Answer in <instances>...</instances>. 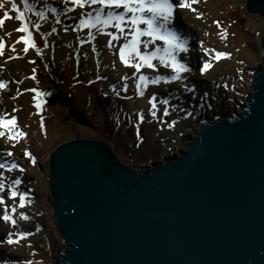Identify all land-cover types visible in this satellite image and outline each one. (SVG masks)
Returning a JSON list of instances; mask_svg holds the SVG:
<instances>
[{
  "label": "water",
  "instance_id": "95a60500",
  "mask_svg": "<svg viewBox=\"0 0 264 264\" xmlns=\"http://www.w3.org/2000/svg\"><path fill=\"white\" fill-rule=\"evenodd\" d=\"M264 19V0H246ZM264 65V34L260 40ZM237 115L199 122L176 158L136 172L99 140L50 154L51 264H264V68ZM48 106L67 107L58 88Z\"/></svg>",
  "mask_w": 264,
  "mask_h": 264
},
{
  "label": "bare ground",
  "instance_id": "6f19581e",
  "mask_svg": "<svg viewBox=\"0 0 264 264\" xmlns=\"http://www.w3.org/2000/svg\"><path fill=\"white\" fill-rule=\"evenodd\" d=\"M16 2L18 8L23 11V5L18 0ZM29 3H35L38 11L45 12L46 18L41 20L32 13L26 12L24 26L28 28V32H17L16 28L22 25L14 19L16 13L9 11V16L12 18L5 19L4 25L0 26V41L5 44L3 54L0 55V83L5 85V88L0 89V117L5 120L14 118L16 126L12 128L9 125V128H12L14 133L25 134L12 141H8L6 136L0 138V163L17 165L12 171L0 169V177L4 178L3 175L7 173L2 181L4 191H0V197L5 201L4 204H0V264H31V250L37 249L41 242L49 244L52 237L57 240L58 251L66 246H63V241L57 235V228L52 222L53 211L48 207L50 202L47 185L48 166L39 163L38 154H35V151L46 146V138L38 119L42 97L36 89V79L32 77L39 57L37 43L40 48L44 45L43 41L37 38V33L41 32L45 35L47 45L55 46L48 49L52 52L58 50V56L64 55L68 58L73 55V59H77L83 54L87 55L95 66L102 67L104 76L112 85L127 84V89L135 90L138 83V74H135V70L124 67L119 60L117 49L123 41H113L110 48L106 43L110 37L97 35L95 40H91L87 29L77 28L80 17L91 9L81 10L66 0H29ZM6 8L10 6L6 5ZM49 8H56L57 12L51 13ZM68 8H72L73 11L68 12ZM216 14V7L212 4L207 6L203 0H196V3L191 4V8L177 6L172 27L181 39L187 42L189 51L181 54L179 58L190 67V72L182 74L183 83L165 84L162 81L159 85L149 84L148 88L153 90L149 97L143 96L140 100H131L128 103V112L131 110L138 115L142 114L143 117H153L148 100L157 94L155 95L157 117L161 119L164 116L163 110L167 107L169 114L179 116L178 121L174 120L173 125L182 123L188 125L184 133L169 138L168 146L174 150L182 149V144L192 136V132H195L197 121L203 120L208 115L228 114L227 109L235 107L240 83L234 80L232 69H236L238 77H241L242 63L232 56L234 46L229 44V35L221 27L223 22L218 20ZM57 16H60L59 23L54 22ZM0 18H3V11H0ZM36 24L40 25L39 29L35 27ZM29 33L30 44L34 46L28 47V51L25 52L26 45L23 40L28 38ZM218 52L225 53V57L216 60L214 57ZM206 62L211 64V68L201 75L199 70ZM141 72L149 77L156 74H171L170 70L162 68L158 73L148 69H142ZM124 76L129 78L123 80ZM134 76L137 78H133ZM186 87L194 91H187ZM164 99L169 101L167 106L159 103ZM86 101L90 104L96 102L94 97ZM222 104L225 109L222 108ZM23 111L27 112L25 128L14 116L16 113L19 117L23 116ZM186 117L189 119L187 120ZM169 128L162 127L159 132H166ZM0 130L5 131L7 135V129ZM29 130L32 139L29 137ZM173 130H177V127L174 126ZM170 131L172 130L169 129L167 132ZM162 136L166 135L162 134ZM7 152H12L13 155L7 156ZM26 152L29 156L25 155ZM21 168L23 171H20ZM15 179H19L21 183L15 185L13 183ZM9 190L17 192L16 199L10 198ZM21 194L25 196L23 208L20 207L19 202ZM5 209L10 217L8 222L2 219ZM22 216L27 219H22ZM31 233L33 235H30ZM8 239H12L13 243L8 244ZM34 251L39 253L38 250Z\"/></svg>",
  "mask_w": 264,
  "mask_h": 264
},
{
  "label": "rangeland",
  "instance_id": "374dc122",
  "mask_svg": "<svg viewBox=\"0 0 264 264\" xmlns=\"http://www.w3.org/2000/svg\"><path fill=\"white\" fill-rule=\"evenodd\" d=\"M203 1L207 6L212 4L216 7L218 20L223 22L221 27L226 30L230 39L229 44L235 49L232 51V56L242 63L243 74L238 77L236 69H232L234 80L240 83L235 107L227 109L228 114L208 115L203 120H196V124L206 120L213 121L219 115L230 117L239 114L240 108L248 102L247 97L252 92L250 83L252 72L264 68L261 61L262 48L260 45L264 34L263 17L259 14L247 13L246 0ZM59 19L60 16H57L54 22L58 23ZM37 35L44 45L40 48L36 42L39 57L36 61V71L32 73V77H35L36 89L42 97V107L40 106L38 119L41 122L42 133L46 138V146L35 151V154H38L39 163L49 166L51 151L62 142L75 138L104 142L122 163L131 166L136 172L149 170L154 163L176 158L181 153V150H174L168 146L169 138L184 133V129L188 126L184 123L173 125L175 121H178V115L169 114L161 119L157 115L143 117V122H141L139 119L141 114L138 115L131 110L128 112V103L131 100L137 101L143 96L147 98L153 90L148 87L142 88L143 96L138 95L137 89L124 91L121 85L109 83L104 76L102 67L95 66L87 55L83 54L77 59H73V55L68 58L64 55L58 56V50L57 52L49 50L55 46L47 45L45 35L41 32H38ZM52 88H58L68 96L67 107L60 104L48 106L43 94ZM155 95L157 96V94ZM93 97L96 102L90 104L86 101ZM200 103L202 104V102ZM222 108H224V104H222ZM23 114L19 117L16 113L14 116L25 128L27 112L23 111ZM186 119L189 118L186 117ZM28 126L31 125L28 124ZM174 126L177 127L175 131L173 130ZM162 127H170L169 129L172 131L167 132L169 130L167 129L166 132L160 133L159 130ZM162 134L166 136L164 137ZM172 134L173 136H171ZM29 137L32 139L30 130ZM6 174L3 175L4 178ZM48 176L49 172L47 171ZM48 196L51 197L49 188ZM48 207L53 211L50 202ZM58 237L62 241V238ZM39 244L37 249H32L33 251L30 252L32 254L31 264L54 262L58 252L57 240L52 237L49 244L42 242ZM62 244L66 245L63 242ZM34 250H38L39 253Z\"/></svg>",
  "mask_w": 264,
  "mask_h": 264
},
{
  "label": "snow or ice",
  "instance_id": "6c2138e0",
  "mask_svg": "<svg viewBox=\"0 0 264 264\" xmlns=\"http://www.w3.org/2000/svg\"><path fill=\"white\" fill-rule=\"evenodd\" d=\"M23 5V11L17 6L16 0H0V11H3V18H0V26H3L5 19H11L9 11L16 13L14 19L22 26L16 28L17 32H28V28L24 26L26 24L25 13H32L39 19H45V12L38 11L35 3H29V0H18ZM71 4L77 6L83 10L85 8L91 9L85 11L83 16L80 17L77 28L87 29L88 36L91 40H95L97 35H105L110 37L107 40V46L112 47L113 41H123L118 47V57L121 64L126 68H132L135 70V74H138V83L136 84L138 95L143 96V88H147L149 84L159 85L162 81L165 84L170 82L183 83V73L190 72V67L186 63L182 62L179 57L181 54L187 53L189 48L187 42L182 40L177 32L173 29L172 24L174 20V12L177 8H191V4L196 3V0H66ZM9 5L10 8H6ZM51 13H56V8L48 9ZM68 12L73 11L72 8L67 9ZM59 23V21H57ZM37 29L40 28L39 24H36ZM95 30V32H93ZM55 31V30H54ZM31 35L27 39L23 40L26 45L24 51H28V47L34 46L30 44ZM20 42V41H18ZM5 44L0 41V55L3 54ZM39 54V53H37ZM208 54L207 52L205 53ZM225 53L218 52L215 54V59L219 60L225 57ZM155 62V63H154ZM170 70V75L156 74L152 77L142 74V69L151 70L153 73H158L160 69ZM211 68V64L206 62L203 67L200 68V74L203 75L207 70ZM129 77H122L123 80H127ZM137 78V77H133ZM123 90L127 91V84H124ZM5 88V85L0 83V89ZM187 91H194L191 88H187ZM157 97L153 95L148 103L151 105V115L156 116L157 110ZM160 104L167 106L169 101L167 99L160 100ZM163 115H169L168 108L165 107ZM191 115V113H188ZM141 122H143V115L139 116ZM16 126V120H5L0 117V129H7V135L5 131L0 130V138L6 136L8 141L14 140L16 137H23L25 134L22 132H13L12 128ZM12 152H7V156H12ZM26 156L29 154L26 152ZM33 163L35 161L33 160ZM16 164L10 166L5 163H0V169H7L12 171L16 169ZM20 171H23L21 168ZM3 178L0 177V191H4ZM15 185H19L21 181L15 179L13 181ZM10 198L16 199L17 192L12 191ZM3 197H0V204H4ZM20 207L25 206V196L19 195ZM14 211V209H13ZM27 219V217H21ZM2 219L5 222L10 220L7 209H5ZM15 224L14 221H12ZM23 238V233H21ZM8 244H12L13 240L8 239Z\"/></svg>",
  "mask_w": 264,
  "mask_h": 264
}]
</instances>
